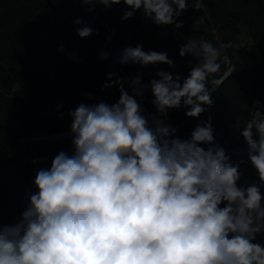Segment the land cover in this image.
<instances>
[{
  "label": "clouds",
  "instance_id": "1",
  "mask_svg": "<svg viewBox=\"0 0 264 264\" xmlns=\"http://www.w3.org/2000/svg\"><path fill=\"white\" fill-rule=\"evenodd\" d=\"M80 2L89 12L96 4L123 3L121 21L139 11L146 21L175 30L184 27L179 17L189 8L206 7L203 0ZM74 24L83 25L76 29L80 38L93 34L85 21ZM231 47L204 39L181 44L179 55L192 58L183 80L163 70L148 83L140 73L131 79L109 73L101 90L117 87L119 99L80 103L68 112L73 151L58 152L50 167L37 170L36 191L27 193L20 217L0 221V264H264V243L256 242L264 236V103L250 108L239 132L247 161L235 164L215 143L211 115L187 139L167 122L169 110L183 108L186 117L198 119L214 105L223 53ZM110 55L99 53L101 60ZM116 62L174 66L166 52L140 44L124 48ZM147 90L154 109L148 114ZM246 162L259 183L239 185Z\"/></svg>",
  "mask_w": 264,
  "mask_h": 264
},
{
  "label": "trees",
  "instance_id": "2",
  "mask_svg": "<svg viewBox=\"0 0 264 264\" xmlns=\"http://www.w3.org/2000/svg\"><path fill=\"white\" fill-rule=\"evenodd\" d=\"M203 2L204 10L189 8L179 17L184 22L183 28L170 27L179 47L189 39H204L217 46L219 42L232 43L233 47L223 53L221 71L217 74L223 83L213 93L214 105L198 119L186 117V109L181 108L169 110L167 122L191 131L200 120H207L211 115L215 138L236 146L244 142L239 132L250 119L253 102L264 103V0ZM87 7L80 0H49V3L47 0H0V221L4 223L20 217L28 204L29 193L16 173L25 154L19 140L17 117L10 106L12 88L17 89V94L27 104L49 117L57 133L49 137L39 131L37 134H45L44 137L31 141L32 156L39 170L50 167L58 152L72 153V135L58 133L70 129V110L80 103L89 104L85 93L91 79H97L102 86L109 73H118L125 79L140 73L142 83H148L158 78L156 73L161 70L179 75L181 80L190 72L161 63L146 67L119 64L116 58L123 49L138 44L143 45L145 51L166 52L173 60L174 46L167 42L169 26L146 21L139 11L131 19L121 21V15L127 10L123 3L109 9L96 4L94 12L88 11L89 15ZM33 18H45L48 24L29 34L21 32ZM77 18L93 29L91 36L80 38L77 35L76 29L83 26L74 24ZM241 25L250 31V38L244 42L237 38ZM27 38L37 46L35 60L26 58ZM69 47L78 51L80 61H68L65 51ZM101 51L111 53L107 60L100 59ZM229 65L230 70L221 75ZM19 66L31 73L37 90L20 77ZM118 99L117 87L102 91L100 96V101L109 104ZM152 99L151 91L147 90L143 102L146 114L154 112ZM58 105L62 107L58 109ZM223 147L227 153V147ZM243 157L247 158V154ZM246 182L250 181L241 176L238 183L243 186ZM261 188L264 191V185ZM256 242L264 243V236L258 235Z\"/></svg>",
  "mask_w": 264,
  "mask_h": 264
},
{
  "label": "water",
  "instance_id": "3",
  "mask_svg": "<svg viewBox=\"0 0 264 264\" xmlns=\"http://www.w3.org/2000/svg\"><path fill=\"white\" fill-rule=\"evenodd\" d=\"M47 2L49 3V0H47ZM86 13L87 15H89L88 10ZM47 24L48 21L45 18H33L24 27H22L20 31L24 34H29L31 31L39 27H46ZM167 42L174 46V67L181 71H190L191 68L189 66V61L192 60V58L188 56L181 57L179 55V45L172 33V28L170 26L167 30ZM26 45L28 49L26 58L28 60H35L38 51L37 46L29 38L26 39ZM193 63H195V61H193ZM18 73L23 80L27 81L33 87L34 90H37V86L35 85L34 79L27 69H25L23 66H19ZM101 89L102 86L97 79L93 78L89 81V83L87 84V92L93 94L94 97L93 99L88 100L89 104H95L100 102V96L102 94ZM10 106L17 117L18 128L21 133V139L19 140L23 144L25 154V160L20 166L17 167L16 173L19 179L27 187L29 192L35 193L36 189L33 185V181L37 172V166L36 163H33V161L35 160L32 156L31 140L33 139V136H35L39 131L49 134V137L53 136L52 134L55 131V127L49 117L43 115L34 107L27 104L24 99L17 93L11 95ZM177 129V135L181 139L189 138V134L191 131L183 130L179 127H177ZM59 135L64 134L60 133ZM215 143H218L223 146L221 140L218 138H215ZM200 146L204 147L205 149L207 148V145ZM241 159L247 161V158L245 157H236L231 160L235 164L238 163ZM239 172L241 176L246 177L250 182L259 183V177L256 172V169L252 166L250 162L241 164L239 167Z\"/></svg>",
  "mask_w": 264,
  "mask_h": 264
},
{
  "label": "built area",
  "instance_id": "4",
  "mask_svg": "<svg viewBox=\"0 0 264 264\" xmlns=\"http://www.w3.org/2000/svg\"><path fill=\"white\" fill-rule=\"evenodd\" d=\"M66 58L70 62H78L81 60V57L78 53V51L75 48L69 47L65 51ZM231 66L229 65L228 68L224 73H227L230 70ZM220 79V78H219ZM64 135H71L70 130L61 132ZM57 133H53L52 135H56ZM60 134V133H58ZM223 146L227 147V154L231 157V159L236 157H243L244 154H247V146L243 142L241 144H238L236 146L229 145L228 141L225 139H220Z\"/></svg>",
  "mask_w": 264,
  "mask_h": 264
},
{
  "label": "rangeland",
  "instance_id": "5",
  "mask_svg": "<svg viewBox=\"0 0 264 264\" xmlns=\"http://www.w3.org/2000/svg\"><path fill=\"white\" fill-rule=\"evenodd\" d=\"M237 38L241 41V42H244L246 40H248L250 38V31L248 28H246L244 25H241L240 26V30L237 34ZM226 73H222L221 75H224ZM89 83V82H88ZM87 88V87H86ZM17 93V89L16 88H12L11 90V95ZM89 100V99H88ZM67 130H70V129H65L64 131H67ZM45 134H36L35 136H33V139L32 140H38V139H41L44 137ZM31 140V141H32ZM230 145V144H229Z\"/></svg>",
  "mask_w": 264,
  "mask_h": 264
}]
</instances>
